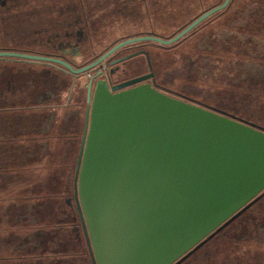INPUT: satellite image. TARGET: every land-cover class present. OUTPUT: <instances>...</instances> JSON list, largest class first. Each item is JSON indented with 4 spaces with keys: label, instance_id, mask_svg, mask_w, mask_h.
Wrapping results in <instances>:
<instances>
[{
    "label": "water",
    "instance_id": "obj_1",
    "mask_svg": "<svg viewBox=\"0 0 264 264\" xmlns=\"http://www.w3.org/2000/svg\"><path fill=\"white\" fill-rule=\"evenodd\" d=\"M229 3L172 38H130L81 68L40 55L0 57L77 76L131 43L174 44ZM151 77L87 88L74 194L92 264H181L264 194V129L143 83Z\"/></svg>",
    "mask_w": 264,
    "mask_h": 264
},
{
    "label": "flooded vegetation",
    "instance_id": "obj_2",
    "mask_svg": "<svg viewBox=\"0 0 264 264\" xmlns=\"http://www.w3.org/2000/svg\"><path fill=\"white\" fill-rule=\"evenodd\" d=\"M13 1L16 4L9 11L14 12L17 16L22 13L31 14L42 11L41 17L35 22L37 31H33L31 36L34 37L33 39L43 40V43L37 47H28L22 38L17 40L6 35L2 31L0 22V52L53 57L61 59L75 68L85 65L83 63V65L77 66L70 59V57L76 56L78 51H81L79 40L74 38L77 35L75 31L79 28L82 29L77 36H84L85 51L88 52V48L91 46L90 41H92L90 34L97 32V27L93 26L94 22H99L102 17L107 18V24L101 26V30L106 34L108 28L122 27L123 21H120V17L125 16L131 19L135 16L137 21L132 20L135 25L140 23L139 20L142 18L139 19L137 12L132 11L143 8L141 9L142 14L145 12L149 18L151 8L155 7V0H143L140 5H138V0H99L98 3H102L104 10L97 14L91 11L88 0ZM77 2L82 5L77 7ZM1 4H3L2 0H0V6ZM117 4H119V9L122 6V10L116 9ZM123 10L125 11L123 12ZM9 11H2V13L7 15ZM75 12L79 23L75 20ZM18 28L21 29L20 24ZM25 33L27 34V32ZM46 34L49 37L45 38ZM60 35L63 36V41L68 44L62 45V42H58L60 39L56 37ZM140 35L157 36L150 30L129 34L127 38L125 37L126 39L121 38L127 40ZM104 37L105 35L96 38L98 41L95 46L102 47L100 52L91 53L96 56V59L116 44L124 41L119 38L105 45L106 41L102 40ZM45 41L49 43L44 44ZM148 44L160 47L173 45L161 46L150 41L131 43L117 49L95 68L77 76L69 73L65 68L63 70L57 66L54 68L42 64L46 62L33 61L35 63L30 64L29 60L0 57V220L2 222L0 224V242L10 246L0 252V264H34L7 260V257L16 254H75L76 244L78 243L82 248L83 240L88 250L74 194L76 163L85 125L87 88L90 81L93 92L95 82L98 80H105L109 86H118L150 73L153 74V77L143 83H149L156 87L149 55L146 51L141 50ZM95 60L90 61L89 64ZM128 60H133L131 65L127 63ZM139 63L142 64V70L138 72L135 69L138 68ZM40 67L58 72L63 71L71 77L70 85L67 86L64 83L61 86L57 81H52L46 86L44 75L36 70ZM6 72L7 76L4 77ZM99 72L100 75L93 78ZM81 77L86 78L85 84H80L78 81ZM156 88L163 92L158 87ZM65 90L68 92L66 95H64ZM63 100L65 101L63 102ZM63 110L68 111L64 112V115L67 113L66 118L61 123L55 122L59 118L57 117L58 112ZM233 117L264 129L247 119ZM2 189L5 191L2 192ZM12 197L17 204H20V210L18 212H12L10 209L3 211L2 202L12 200ZM29 202L32 206L30 213L37 216L34 218L36 224L11 226L9 223L12 217L18 214V216L21 214L22 217ZM252 206L215 233L207 242L214 238L220 239L225 235L227 229ZM23 216L27 217V215ZM4 218L6 220L3 222ZM30 242H33L32 246H28ZM17 245L21 246L17 248ZM19 259L21 260V256Z\"/></svg>",
    "mask_w": 264,
    "mask_h": 264
},
{
    "label": "rangeland",
    "instance_id": "obj_3",
    "mask_svg": "<svg viewBox=\"0 0 264 264\" xmlns=\"http://www.w3.org/2000/svg\"><path fill=\"white\" fill-rule=\"evenodd\" d=\"M202 1L216 3L219 0ZM260 1L261 4L253 0H233L225 14L194 29L179 42L169 47L153 44L142 47L141 50L149 55L156 87L169 96L239 116L253 123L255 121L256 125L264 128V0ZM2 2L0 10L3 7V12L9 11L16 4L13 0ZM189 2L155 0L149 18L145 12L142 14L141 9L134 10L132 12H137L139 19L142 18L140 23L133 25L132 20L137 21L135 16L131 19L122 16V27L108 28L102 40L107 45L129 34L150 30L162 38L172 37L202 11L196 3ZM116 9H119V4ZM119 10H122V6ZM2 11L0 22L6 35L17 40L22 38L28 47H37L43 43V40L31 36L33 31H37L35 22L41 17L42 11L18 16L12 11L7 15ZM75 20L78 22L76 12ZM19 24L21 29L18 28ZM81 30L79 28L75 33L79 35ZM77 35L74 38L79 40L77 42L81 45V51L70 59L81 66L89 55L85 51L84 36ZM56 38L60 39L58 42H62V45L68 44L63 41L62 35ZM48 43L45 41L44 44ZM101 49V46H95V52ZM132 62L127 61L129 65ZM36 70L44 75L46 86L52 81H57L61 86L64 83L70 85L71 77L63 71L42 67ZM141 70L142 64L139 63L135 71ZM84 77L78 79L80 84H85ZM64 92V95L68 94L66 90ZM66 111L58 112L59 118L55 122L61 123L67 116V113L64 115ZM23 215H27V212ZM32 217L37 216L32 214ZM9 247L0 242V252ZM181 264H264V195L227 229L225 235L210 240Z\"/></svg>",
    "mask_w": 264,
    "mask_h": 264
},
{
    "label": "trees",
    "instance_id": "obj_4",
    "mask_svg": "<svg viewBox=\"0 0 264 264\" xmlns=\"http://www.w3.org/2000/svg\"><path fill=\"white\" fill-rule=\"evenodd\" d=\"M76 1H78V0H76ZM88 1H89L88 3L91 5V11L92 12H95V13L99 14L101 12V10H104L102 3L101 4L98 3L99 0H88ZM138 1H139L138 5H140V4L143 3V0H138ZM145 1H148V0H145ZM189 1H191L189 3H196L199 6V8L202 10L199 13V15L198 14L197 15H194L195 18H197L198 16H200L201 14H203L204 12H206L207 10H209V9L215 7V6H218V5L222 4V2L224 0H219L216 3H208L207 1H204L203 2L202 0H194V1L189 0ZM232 1L233 0H231L230 3ZM253 2H256V4H261V1L260 0H253ZM76 4H77V7H80L82 5V3L79 4L78 2ZM228 7L225 10H223V11H220L218 13H215L214 15H212L211 17H209L208 19H206L205 21H203L202 23H200L198 26H196L195 29L201 28V27L205 26L206 24H208L209 22H211L212 20H214L215 18H217L218 16H221V15L225 14L228 11ZM140 9H143V8H140ZM105 24H107V18H105V17H102L99 22H94L93 26L97 27L96 28L97 29V32H95L97 34H95V33L90 34V37L92 38V41H90L91 46L88 48L89 51L87 52V55H90L91 53L93 54V52H95V50L93 48H94L95 44L98 41V40H96V38L98 36H104L105 35L104 32H103V30H101V26H104ZM140 36H142V35H140ZM44 37L47 38L49 36H48V34H46ZM123 38H125V37H123ZM126 38H127V36H126ZM122 40H124V39H122ZM79 54L80 53L77 52L76 53V56L79 55ZM92 54L90 56L91 59H89L90 58L89 57L88 59H86L84 61L85 62V65L86 64H89L90 61L96 59V56H93ZM28 63H30V64L33 63L34 64L35 62L28 61ZM42 64H44L46 66H51V67H54V68L57 66V67H60L61 69L64 70V68H62L61 66L56 65V64H49V63H42ZM85 65H83V66H85ZM254 123H255V121H254ZM20 256H21V260L19 259ZM7 260L8 261H11V262H14V261H22V262L34 263V264H91L90 257H89V254H88V250H87V247H86V244H85L84 240H83V246H82V248H81V246L78 243L76 244L75 254H16V255H14L12 257H7Z\"/></svg>",
    "mask_w": 264,
    "mask_h": 264
},
{
    "label": "crops",
    "instance_id": "obj_5",
    "mask_svg": "<svg viewBox=\"0 0 264 264\" xmlns=\"http://www.w3.org/2000/svg\"><path fill=\"white\" fill-rule=\"evenodd\" d=\"M17 187V186H16ZM2 192L5 191L4 189L1 190ZM12 200H6L4 202H2L1 205H3V211L7 210V209H10L12 210V212L16 211L18 212V210H20V204H17L15 201H14V198L12 197L11 198ZM12 208V209H11ZM31 203L29 202L27 204V207L25 208V212H27V217L26 216H17V215H14L12 217V220L11 222L9 223L11 226L13 227H18V226H21V225H26L27 223H30V224H36V219H34V217H32V214L30 213L31 211ZM6 220V218H4L3 222ZM28 220V222H27ZM1 220H0V224H1Z\"/></svg>",
    "mask_w": 264,
    "mask_h": 264
}]
</instances>
